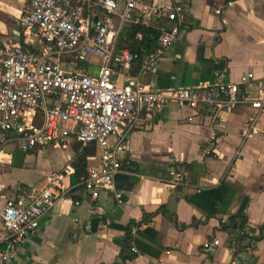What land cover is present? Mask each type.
<instances>
[{
	"label": "crops",
	"instance_id": "obj_1",
	"mask_svg": "<svg viewBox=\"0 0 264 264\" xmlns=\"http://www.w3.org/2000/svg\"><path fill=\"white\" fill-rule=\"evenodd\" d=\"M227 1L143 0L139 12L181 3L188 15L176 41L142 80L154 89H167L200 80L238 82L252 72L253 79L241 84L240 92L247 98L263 95L264 0H232V7H225ZM28 6L29 0H0V45L40 46L38 32L19 25ZM146 24L172 23L161 15ZM255 115L248 102L231 111L169 104L142 112L133 127H122L129 165L115 174L114 184L123 203L109 191L91 199L73 182L72 173L67 192L40 218L9 264H264V232L254 248L234 256L230 245L237 237L227 245L230 234L221 229L222 222L240 212L256 233L264 225V112ZM252 117L257 132L246 136ZM4 136L0 208L8 198L24 202L27 192L44 188L49 174L72 166L82 149L72 138L62 146L37 145L25 151L21 166H15L16 134ZM98 155L99 150L87 156V166L96 164ZM176 175L183 184L170 187L168 181ZM161 206L174 214L177 224L159 212L134 227L130 252L136 256L122 261L127 224ZM236 231L235 227L231 234ZM216 238L218 245L203 248L205 241Z\"/></svg>",
	"mask_w": 264,
	"mask_h": 264
},
{
	"label": "built area",
	"instance_id": "obj_2",
	"mask_svg": "<svg viewBox=\"0 0 264 264\" xmlns=\"http://www.w3.org/2000/svg\"><path fill=\"white\" fill-rule=\"evenodd\" d=\"M142 2L29 0L19 25L35 29L40 46L24 49L11 42L0 45V141L6 140L4 132H13L23 151L37 145L62 146L70 138L81 147L94 143L99 150L98 161L87 166L78 181L91 199L109 191L118 204L123 203V195L114 184L115 174L129 165L122 127H133L142 112L169 104L231 111L241 102H248L256 115L264 112V94L247 98L240 92L239 86L253 79L252 72L242 75L238 82L200 80L192 86L167 89L146 84L142 74L165 56L188 13L181 3L167 9L151 6L139 12ZM232 5L229 0L225 7ZM161 15L172 24L155 27L159 31L157 41L144 52L133 74L137 53L119 47L121 35ZM134 38L141 40V33ZM90 56H98L101 63H92ZM78 63L84 64L82 72L77 71ZM90 65L94 73L99 68L97 75L88 73ZM254 122L255 117L250 118L246 136L257 132ZM211 140L208 154L214 148L215 135ZM72 173L73 167L67 164L49 174L44 188L27 192L24 202L6 199L0 208V264L13 261L16 249L38 228L40 218L67 192ZM182 184L179 175L168 181L170 187ZM218 244L216 238L205 241L203 248ZM131 251L136 252V248L131 247Z\"/></svg>",
	"mask_w": 264,
	"mask_h": 264
},
{
	"label": "trees",
	"instance_id": "obj_3",
	"mask_svg": "<svg viewBox=\"0 0 264 264\" xmlns=\"http://www.w3.org/2000/svg\"><path fill=\"white\" fill-rule=\"evenodd\" d=\"M140 32L142 35L141 40H136L134 35ZM159 31L155 27H150L145 24H139L132 26L128 29V33L124 32L121 35L120 48L126 46L131 52L137 53V59L134 61L131 68V72L134 74L137 72L140 66L141 58L147 49L153 47L157 41ZM77 67H84V64L78 63ZM97 146L94 143H90L82 147L81 151L75 156L72 161L74 168L73 182H78L79 178L85 175L87 168V156L95 155L97 152ZM162 213L169 220L177 224L174 214L170 213L161 206L155 212L144 213L143 218L140 221H131L127 224L125 229V247L122 250L121 258L122 261L134 258L136 255L130 252V245L132 240V229L134 227H140L144 222L150 221L151 217L155 213ZM247 216L245 213H237L228 217L227 221L221 223V229L226 231L228 234L232 233L233 225L235 224L236 229L240 231V235L233 241L230 246L234 247V256H237L239 252L246 251L247 248H254V243L258 242L264 232V225L261 226L256 233V230L247 225ZM179 226V225H178ZM180 227H185L181 224Z\"/></svg>",
	"mask_w": 264,
	"mask_h": 264
},
{
	"label": "water",
	"instance_id": "obj_4",
	"mask_svg": "<svg viewBox=\"0 0 264 264\" xmlns=\"http://www.w3.org/2000/svg\"><path fill=\"white\" fill-rule=\"evenodd\" d=\"M93 70H94V66L90 65L88 67V73L97 75V72H98L99 68L96 67V73H94ZM24 156H25V151H23L20 148L15 149V152H14V165L15 166H21ZM235 227L236 226L234 224L233 228H235ZM239 235H240V231H236L234 234H230L228 236V238L226 239V244L229 245L235 239V237H238Z\"/></svg>",
	"mask_w": 264,
	"mask_h": 264
},
{
	"label": "rangeland",
	"instance_id": "obj_5",
	"mask_svg": "<svg viewBox=\"0 0 264 264\" xmlns=\"http://www.w3.org/2000/svg\"><path fill=\"white\" fill-rule=\"evenodd\" d=\"M89 60L94 63V64H100L101 61H100V58L98 56H90L89 57ZM75 66L77 67L78 64H75ZM79 72V71H78Z\"/></svg>",
	"mask_w": 264,
	"mask_h": 264
}]
</instances>
